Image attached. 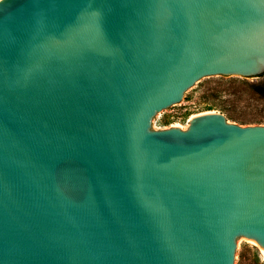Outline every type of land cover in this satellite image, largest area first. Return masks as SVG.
Listing matches in <instances>:
<instances>
[{
  "label": "water",
  "instance_id": "water-1",
  "mask_svg": "<svg viewBox=\"0 0 264 264\" xmlns=\"http://www.w3.org/2000/svg\"><path fill=\"white\" fill-rule=\"evenodd\" d=\"M262 74L264 0H0V264L264 249V124L152 128L201 77Z\"/></svg>",
  "mask_w": 264,
  "mask_h": 264
},
{
  "label": "rangeland",
  "instance_id": "rangeland-1",
  "mask_svg": "<svg viewBox=\"0 0 264 264\" xmlns=\"http://www.w3.org/2000/svg\"><path fill=\"white\" fill-rule=\"evenodd\" d=\"M204 111H220L226 117L228 114L229 121L240 125L264 124V74L201 77L184 92L180 101L152 117V128L185 129L191 116ZM233 264H264L261 247L253 239L238 240Z\"/></svg>",
  "mask_w": 264,
  "mask_h": 264
},
{
  "label": "bare ground",
  "instance_id": "bare-ground-1",
  "mask_svg": "<svg viewBox=\"0 0 264 264\" xmlns=\"http://www.w3.org/2000/svg\"><path fill=\"white\" fill-rule=\"evenodd\" d=\"M261 251H262V253L264 254V249L261 247Z\"/></svg>",
  "mask_w": 264,
  "mask_h": 264
},
{
  "label": "trees",
  "instance_id": "trees-1",
  "mask_svg": "<svg viewBox=\"0 0 264 264\" xmlns=\"http://www.w3.org/2000/svg\"><path fill=\"white\" fill-rule=\"evenodd\" d=\"M219 90H222V89H217L216 91H219ZM227 117H229V115L227 114Z\"/></svg>",
  "mask_w": 264,
  "mask_h": 264
}]
</instances>
